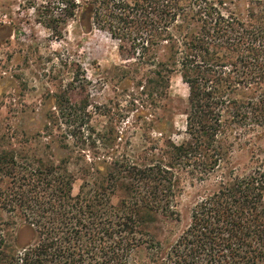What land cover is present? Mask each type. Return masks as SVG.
Segmentation results:
<instances>
[{
  "label": "trees",
  "instance_id": "16d2710c",
  "mask_svg": "<svg viewBox=\"0 0 264 264\" xmlns=\"http://www.w3.org/2000/svg\"><path fill=\"white\" fill-rule=\"evenodd\" d=\"M85 7L96 27L131 41L148 60L141 88L151 104L181 75L190 91V141L168 142L162 154L153 147L151 159L136 161L115 153L124 133L114 131L112 153L88 165L77 196L67 161L0 150V264H264V167L231 162L234 141L264 137V0H91ZM249 143L237 146L243 152ZM183 172L201 185L220 176L193 203L187 226L162 243L148 225L177 215ZM119 190L126 197L114 205ZM4 215L32 230L28 246L11 243Z\"/></svg>",
  "mask_w": 264,
  "mask_h": 264
},
{
  "label": "rangeland",
  "instance_id": "374dc122",
  "mask_svg": "<svg viewBox=\"0 0 264 264\" xmlns=\"http://www.w3.org/2000/svg\"><path fill=\"white\" fill-rule=\"evenodd\" d=\"M68 1L0 0V150L56 165L67 161L77 196L88 179V165L112 153L107 144L114 131L124 133L115 153L136 161L148 159L153 147L162 154L168 142L187 145L190 91L175 73L167 97L157 95L151 104L141 88L151 69L148 60L134 54L131 41L115 40L94 25L92 11H84L91 0H79L75 9L74 0ZM240 138L233 140L234 166L264 167V137ZM248 140L249 149L242 152L237 144L243 148ZM218 176L201 185L181 173L177 215H158L148 225L151 234L162 243L178 235L193 203L214 189ZM125 197L119 190L112 203ZM3 219L13 245L24 248L32 242L34 233L20 226V218Z\"/></svg>",
  "mask_w": 264,
  "mask_h": 264
}]
</instances>
